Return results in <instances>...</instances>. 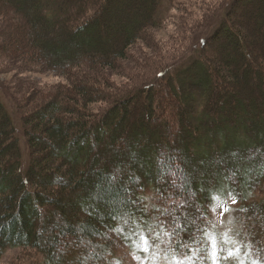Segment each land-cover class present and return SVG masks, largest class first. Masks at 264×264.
<instances>
[{
  "label": "trees",
  "instance_id": "1",
  "mask_svg": "<svg viewBox=\"0 0 264 264\" xmlns=\"http://www.w3.org/2000/svg\"><path fill=\"white\" fill-rule=\"evenodd\" d=\"M2 1L25 20L28 66L85 68L75 85L15 96L27 138L0 86V264L14 247L40 251L38 264H112L154 220L151 190L171 203L161 223L185 255L207 254L220 196L264 224V0L225 3L189 61L126 94L94 72L119 67L181 0Z\"/></svg>",
  "mask_w": 264,
  "mask_h": 264
},
{
  "label": "rangeland",
  "instance_id": "2",
  "mask_svg": "<svg viewBox=\"0 0 264 264\" xmlns=\"http://www.w3.org/2000/svg\"><path fill=\"white\" fill-rule=\"evenodd\" d=\"M181 1L183 5L172 12L163 27L155 28L146 39L137 41L128 59L122 60L116 68L99 67L94 72L97 77L109 83L108 87L115 93L123 94L155 80L162 70L190 60L203 41L219 28L226 11L222 10L224 4L236 0ZM11 12L12 9H7L0 0V86L4 99L20 123L21 135L27 138L16 97L26 101L38 88L47 92L75 85L85 67L75 69L76 75H72L28 66L25 60L29 52L22 50L25 37L21 35L27 26L23 17ZM12 17L17 19V24L11 22ZM4 32L6 38L2 35ZM10 43H13L12 47ZM110 104L95 102L92 109L101 112L108 109ZM26 148L29 154L27 142ZM146 194L155 212L154 220L130 238L119 241L117 258L112 264H264V224L249 222L241 214L242 201L235 192L220 196L213 203L207 254L196 249L194 255L174 250L172 233L161 223L160 211L163 208L169 210L171 203L168 206V202L153 190ZM259 198H264V192L260 193ZM71 203L74 206L78 204L74 200ZM113 237L117 238L114 234ZM86 242L92 243L89 239ZM42 259L44 257L37 249L14 247L8 251L2 264H38L44 262Z\"/></svg>",
  "mask_w": 264,
  "mask_h": 264
},
{
  "label": "bare ground",
  "instance_id": "3",
  "mask_svg": "<svg viewBox=\"0 0 264 264\" xmlns=\"http://www.w3.org/2000/svg\"><path fill=\"white\" fill-rule=\"evenodd\" d=\"M94 150H95V147H94ZM111 209V208H110ZM117 236V235H116ZM114 244V243H113ZM112 246V245H111Z\"/></svg>",
  "mask_w": 264,
  "mask_h": 264
},
{
  "label": "snow or ice",
  "instance_id": "4",
  "mask_svg": "<svg viewBox=\"0 0 264 264\" xmlns=\"http://www.w3.org/2000/svg\"><path fill=\"white\" fill-rule=\"evenodd\" d=\"M150 251V249H148Z\"/></svg>",
  "mask_w": 264,
  "mask_h": 264
}]
</instances>
